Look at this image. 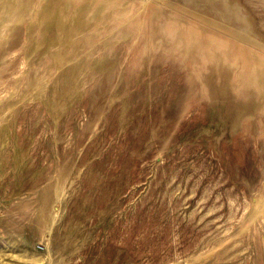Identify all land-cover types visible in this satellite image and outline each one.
I'll return each instance as SVG.
<instances>
[{"label": "rangeland", "instance_id": "1", "mask_svg": "<svg viewBox=\"0 0 264 264\" xmlns=\"http://www.w3.org/2000/svg\"><path fill=\"white\" fill-rule=\"evenodd\" d=\"M0 264H264V0H0Z\"/></svg>", "mask_w": 264, "mask_h": 264}, {"label": "crops", "instance_id": "2", "mask_svg": "<svg viewBox=\"0 0 264 264\" xmlns=\"http://www.w3.org/2000/svg\"><path fill=\"white\" fill-rule=\"evenodd\" d=\"M31 189H33V186H31ZM28 210V209H27ZM27 214H29V210L27 211Z\"/></svg>", "mask_w": 264, "mask_h": 264}]
</instances>
